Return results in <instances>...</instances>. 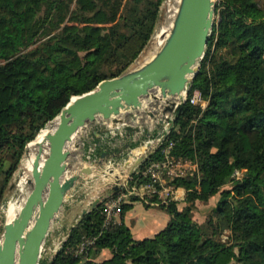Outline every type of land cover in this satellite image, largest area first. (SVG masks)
<instances>
[{"label":"trees","instance_id":"obj_1","mask_svg":"<svg viewBox=\"0 0 264 264\" xmlns=\"http://www.w3.org/2000/svg\"><path fill=\"white\" fill-rule=\"evenodd\" d=\"M162 2L0 0V196L26 145L70 99L138 58ZM215 15L172 127L128 180L130 186L146 183L143 171L154 161H189L196 169L167 183L184 190V206L148 195L169 218L152 237L136 240L124 215L141 201L137 196L126 199L119 221L108 227L97 202L61 249L39 264H264V111L243 95L246 89L264 93V2L218 0ZM195 91L200 102L191 103ZM217 194L197 222L196 202ZM86 239L93 244L76 253ZM104 250L110 257L97 261Z\"/></svg>","mask_w":264,"mask_h":264},{"label":"water","instance_id":"obj_2","mask_svg":"<svg viewBox=\"0 0 264 264\" xmlns=\"http://www.w3.org/2000/svg\"><path fill=\"white\" fill-rule=\"evenodd\" d=\"M215 9L216 0H175L169 26L149 57L141 59L140 53L132 67L73 96L60 110L54 118V130L45 133L38 143L32 163V186L24 204L18 215L2 226L0 264H39L51 223L74 186L91 176L96 166L124 153L120 146L97 151L92 145L105 137L111 141L132 132L142 134L140 126L126 123V115L157 102L162 106L159 116L147 111L155 122V133L162 135L170 130L174 119L171 115L183 103L206 52ZM152 135L151 131L146 133L148 138ZM84 146L86 160L68 175L71 154ZM125 148L130 150L129 143Z\"/></svg>","mask_w":264,"mask_h":264},{"label":"rangeland","instance_id":"obj_3","mask_svg":"<svg viewBox=\"0 0 264 264\" xmlns=\"http://www.w3.org/2000/svg\"><path fill=\"white\" fill-rule=\"evenodd\" d=\"M165 1L166 0H163L162 5L160 7L159 17L155 29H157L160 26L161 22L164 20L163 13L165 11ZM257 1L259 5L264 2V0ZM217 2L218 0H216V3ZM215 20L216 15L214 21ZM153 36L144 48V50L141 52L140 57L150 47L153 40ZM139 58L135 61L139 60ZM135 61L128 68L132 67L135 64ZM243 95H245V97L249 99H253L256 106L264 111V93L259 94L254 92L253 90L246 89L245 91H243ZM206 104V102H202L203 107L206 106ZM161 107L162 106H160L157 102H153L147 105L145 110H141L134 114H128L125 116L126 121L132 122L134 119L137 120L136 125L140 126L142 129L141 138H138L134 142H132L130 150H128L127 153L123 155V157L117 156L115 160L111 159L106 164L96 166L95 171H93L91 176L81 179L74 186L67 199L65 200L59 214L54 218L51 223L48 235L42 245L39 261L43 259H50L54 255L52 252L54 245H56L63 239V237L73 227V225H75L78 218L84 212L90 209L92 203H94L95 200L99 202L104 201L107 197L112 196L114 187L122 184L125 178L130 175L131 172L134 171V169L140 163L142 158L153 150L154 146L151 147L150 150L147 151L144 155L136 158L138 155H136L135 152H137L138 150L137 148L139 147V140L147 141L149 139H156V137L159 136L155 133V122L148 115L147 111H151L154 115L159 116ZM171 117H173V115H171ZM49 124L50 123H48L46 127ZM148 131H151V133L153 134L149 138L146 137V133ZM120 140L122 139H119L118 137L113 138L110 141L109 146H117ZM28 144L26 145L18 168L13 173L8 185L0 196V229H2L3 224L6 222V211L8 204H18L21 200V197L23 196V193L28 192V190L30 189V185H27L24 187L26 189L20 191V186L17 185L19 184V180L22 177V163L26 158V153L28 152ZM86 150L87 146H84L83 148L71 154L67 171L68 175L71 174L80 165V162H84L86 160ZM131 151H133L132 154ZM134 157L136 158L134 161H129L127 165L124 166L126 160L132 159ZM109 164H112V166ZM185 168L187 169V171H193L196 169V166L194 164H186ZM181 197L184 198V195ZM218 197L219 195L217 194L211 197L207 202L197 201L196 209L193 213V218L197 222L202 223L205 220V217L209 210L216 204ZM178 201L180 202L179 208L183 207V199ZM131 209L130 213L132 215L131 218L133 219V221H130V224L132 225V233L136 237L143 233L146 234L143 235L145 237L150 236L151 231L158 232L161 228H163V224H166V222L168 221V215L164 214L162 212V209L157 206L145 207L141 201H135L133 202V207ZM117 220L119 221V218ZM148 229L150 230L149 233H147ZM110 255L111 253L109 250H104V252H102L98 257H96V260L101 261L107 259L110 257Z\"/></svg>","mask_w":264,"mask_h":264},{"label":"built area","instance_id":"obj_4","mask_svg":"<svg viewBox=\"0 0 264 264\" xmlns=\"http://www.w3.org/2000/svg\"><path fill=\"white\" fill-rule=\"evenodd\" d=\"M186 97L187 95L183 98V102L186 100ZM190 102L191 103L200 102L199 93L197 91H195L193 96L190 98ZM126 123L130 125H136L137 120L134 119L132 122L126 121ZM168 132L169 130H165L162 135H159L160 137L158 136L156 137V139L147 140L146 142L150 141V147H151L152 146L151 142H153V140H157V143L154 145L155 148ZM105 143L110 144V140L108 137L103 138V140H100L96 145H92V148L96 150L97 148H99L100 145ZM186 164H191V162L180 161V160L173 161L168 159L162 161H154L149 166H147L146 169L143 171V175L147 176L149 180L140 186L128 185V180H129V175H128L122 184L116 186L115 189L118 191L116 195L109 196L104 201H100L102 203V213L104 215V226L108 227L118 222L117 219L119 218L121 207L123 203H125L126 199L131 195H135L142 202L146 204H151L153 206H158V203L149 202L147 198L148 195H157L158 198L161 200V203L163 204H166L171 199L182 200L183 198L179 195L178 189H174L171 185H168L167 183L168 181L172 180L175 177L184 175L187 171V169L185 168ZM109 165L112 166V164ZM136 168L134 170H136ZM164 175L166 176V178L164 177ZM94 202H99V201L95 200ZM79 219L80 217L78 218V220ZM68 233L63 237V239L59 243L54 245L52 251L53 254H55L58 250L61 249L63 242L68 237ZM93 242L94 239H86L81 244V246L76 251V253H82L84 249L87 246L92 245Z\"/></svg>","mask_w":264,"mask_h":264},{"label":"bare ground","instance_id":"obj_5","mask_svg":"<svg viewBox=\"0 0 264 264\" xmlns=\"http://www.w3.org/2000/svg\"><path fill=\"white\" fill-rule=\"evenodd\" d=\"M174 2H175V0H166L165 1L166 16H165L164 20L161 22L160 26L155 30V34L153 36L152 43H151L150 47L147 49V51L141 56V59L147 58L152 54V52L157 47V44L159 43V41L161 39L160 37H161L162 33L166 32V30L169 26L168 17L171 14L172 9L174 8ZM56 123H57L56 119L54 121L50 122V124L44 130H42L40 132V134L37 136L36 140L34 142H31L28 144V152L26 153L27 154L26 158L24 159V161L22 163V167H23L22 177L19 180V184H17L20 186V189H19L20 191H22L23 189H26L24 187L27 185H30V189H31L32 181H33V179H32V163H33L35 154L38 150V143L45 133L51 132L54 130ZM156 143H157V140H153V142H151V145L154 146ZM141 147H142V149H141L142 154L149 148L147 146L146 141H144V143L142 144ZM45 148H46V146H45ZM45 155H46V152L43 154V158L45 157ZM136 158H138V157H136ZM136 158L134 157L132 159L126 160L124 166H126L129 161H134ZM30 189L28 190V192L23 193V196L21 197V200L19 199L20 202L18 204H16V203H9L8 204L7 211H6V221H11L14 217H16L18 215V213H19L21 207L23 206L24 201H25Z\"/></svg>","mask_w":264,"mask_h":264},{"label":"crops","instance_id":"obj_6","mask_svg":"<svg viewBox=\"0 0 264 264\" xmlns=\"http://www.w3.org/2000/svg\"><path fill=\"white\" fill-rule=\"evenodd\" d=\"M141 136H142V134H139V133H136V132H132V133H129V134H125V137L122 139V140H120L119 141V144L117 145V146H114V147H123L124 148V153L123 154H121L120 155V157H123V155L125 154V153H127V151L128 150H126V148H125V144L126 143H129V147H131V145H132V142H134L136 139H138V138H141ZM119 139H121L120 137H118ZM143 142L144 141H141V140H139V147L137 148L138 150H137V152H135V154L136 155H138L137 157H139V156H142V155H144L147 151H149L150 150V146H148L149 148L142 154V150H141V146H142V144H143ZM101 147H103V148H106V147H113V146H109V144H104V145H100L99 146V148H98V150L97 151H99V149L101 148ZM87 153V152H86ZM133 153V151H131V154ZM145 157V156H144ZM143 157V158H144ZM115 158L116 157H114L113 159L115 160ZM142 158V159H143ZM112 159V160H113ZM142 161V160H141ZM140 161V162H141ZM140 164V163H139ZM138 164V165H139ZM137 165V166H138ZM136 166V167H137ZM178 193H179V195L180 196H183L184 195V190L182 189V188H178ZM133 207V206H132ZM132 210V209H131ZM131 210H128L126 213H125V215H124V223L130 228V230H131V233H132V225L130 224L131 222L130 221H133V219L131 218V213H130V211ZM162 212L164 213V214H166L163 210H162ZM167 215V214H166ZM169 218V217H168ZM167 223V222H166ZM162 225V224H161ZM166 224H163V227L165 226ZM161 227V226H160ZM162 229V228H161ZM160 229V230H161ZM159 230V231H160ZM150 232V230L148 229V231H147V233H149ZM141 233H143V232H141ZM157 232L156 231H154V232H152L151 231V233H150V236H143V235H146V234H141V235H139V236H134V234L132 233V236H133V238L134 239H136V240H139V239H143V238H148V237H152L154 234H156ZM104 252V251H103Z\"/></svg>","mask_w":264,"mask_h":264}]
</instances>
